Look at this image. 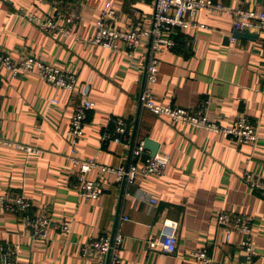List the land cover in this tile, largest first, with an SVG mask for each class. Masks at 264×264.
<instances>
[{
    "label": "crops",
    "instance_id": "1",
    "mask_svg": "<svg viewBox=\"0 0 264 264\" xmlns=\"http://www.w3.org/2000/svg\"><path fill=\"white\" fill-rule=\"evenodd\" d=\"M228 8L264 11V0H214ZM79 6L78 38H50L23 18L19 8L38 7L52 14L51 1L0 0V53L13 59L30 55L75 74L73 91L55 87L34 72L12 75L0 66V192L21 194L35 210L53 221L68 220V236L51 225L45 239H35L18 216L0 209V243H18L15 264H99L96 252L85 256L81 245L89 238L118 231L123 240L120 264H203L191 256L205 249L211 264H264L258 256L247 261L238 233L227 234L216 222L218 211L249 218L257 254L264 253V199L245 182L250 171L264 180V30L254 40L232 36V17L204 10L193 16L200 27L171 33L173 47L160 48L157 80L150 86L159 104L197 110L231 126L245 114L257 139L237 143L220 133L173 122L143 108L139 95L149 56L145 38L134 51H111L87 42L106 3L117 11L116 26H150L153 0H71ZM88 85L93 102L76 156L107 166H127L130 148L151 138L166 167L161 174L140 176L133 184L118 183L112 175L92 168L85 177L99 182V198L88 199L75 188L77 168L69 159L66 133L80 91ZM129 126L123 142L104 140L113 132L114 118ZM26 147L33 148L37 152ZM156 200L153 204L151 200ZM166 220L177 224L173 253L148 241L160 238ZM0 264H4L0 261Z\"/></svg>",
    "mask_w": 264,
    "mask_h": 264
},
{
    "label": "built area",
    "instance_id": "2",
    "mask_svg": "<svg viewBox=\"0 0 264 264\" xmlns=\"http://www.w3.org/2000/svg\"><path fill=\"white\" fill-rule=\"evenodd\" d=\"M51 1L54 8L53 13L48 15L39 11V8H19L23 18L34 24L39 30L46 33L50 38L58 40L62 37L74 36L78 38L76 26L80 19L79 6L71 0H37L38 4ZM153 14L150 26L144 28L140 24L131 25L127 29L116 26L118 20L117 11L110 3H106L99 16L95 20V32L86 41L101 46L111 51L125 48L127 51H134L142 40L147 38L149 42V56L145 66L143 88L139 95V103L157 115L169 117L173 122L187 124L192 127L206 131L223 134L234 139L237 143H253L257 139V132L254 124L245 114L237 116L231 126H222L210 119L203 108L197 110L171 105L159 104L153 100L150 86L156 82L158 73V62L156 52L162 47H173L175 40L170 36L176 29H186L202 26L193 21V16L204 10L223 11L232 17L233 31L264 30V11L252 8H228L225 4L214 0H153ZM0 66L8 70L12 75H19L25 72H36L39 77L55 87L75 90L77 78L74 73L68 72L58 66L34 59L30 55H24L13 59L8 54L0 53ZM89 87L84 85L80 91V99L75 105L69 121L66 133V140L69 144V159L74 163L78 172L75 188L80 196L88 199H97L103 189L99 182L89 180L86 173L92 168H98L101 172L112 175L118 183L133 184L140 176L148 174H161L165 169L167 161L155 154L150 156L149 152L143 149V142L134 144L130 148L132 161L125 166H107L98 163L93 158H80L76 156L75 145L83 135L87 123L89 110L93 102L88 97ZM1 111V98H0ZM113 132H105L104 140L125 141L129 135V126L123 118H114ZM0 145H11V142L0 136ZM37 152L36 149L26 147ZM245 182L249 187L264 199V180L256 178L250 171L243 174ZM156 204V200H151ZM0 209L6 213L16 214L20 224L35 239H45L48 229L55 225L61 233L68 236L71 225L68 220H61L53 224L47 213L33 208L32 203L21 194L13 192H0ZM216 222L227 234L238 233L239 248L243 251L247 261L259 257L264 261V253L257 254L252 238L249 218L241 215L231 214L226 211H218ZM123 236L118 231L99 237L89 238L81 245L83 256L93 251L99 258V264H120V250ZM177 243V224L174 221L166 220L163 224L160 238L156 241H148V247L158 245L162 252L173 253ZM19 250L18 243H0V261L4 264H15V257ZM191 256L200 260L203 264H211L212 259L207 250L197 249L191 252Z\"/></svg>",
    "mask_w": 264,
    "mask_h": 264
},
{
    "label": "water",
    "instance_id": "3",
    "mask_svg": "<svg viewBox=\"0 0 264 264\" xmlns=\"http://www.w3.org/2000/svg\"><path fill=\"white\" fill-rule=\"evenodd\" d=\"M232 36L237 39L254 40L258 36V32L256 31L250 32L249 29H245L243 31H233ZM158 147H159L158 142H156L151 138H145L143 141V149L147 150L151 157L157 154Z\"/></svg>",
    "mask_w": 264,
    "mask_h": 264
},
{
    "label": "trees",
    "instance_id": "4",
    "mask_svg": "<svg viewBox=\"0 0 264 264\" xmlns=\"http://www.w3.org/2000/svg\"><path fill=\"white\" fill-rule=\"evenodd\" d=\"M176 39H177V37L174 38V40H176Z\"/></svg>",
    "mask_w": 264,
    "mask_h": 264
},
{
    "label": "rangeland",
    "instance_id": "5",
    "mask_svg": "<svg viewBox=\"0 0 264 264\" xmlns=\"http://www.w3.org/2000/svg\"><path fill=\"white\" fill-rule=\"evenodd\" d=\"M35 8V7H34ZM20 12V11H19Z\"/></svg>",
    "mask_w": 264,
    "mask_h": 264
}]
</instances>
